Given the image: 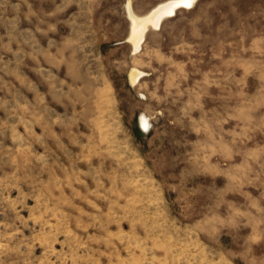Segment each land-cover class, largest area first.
I'll use <instances>...</instances> for the list:
<instances>
[{"label": "rangeland", "instance_id": "obj_1", "mask_svg": "<svg viewBox=\"0 0 264 264\" xmlns=\"http://www.w3.org/2000/svg\"><path fill=\"white\" fill-rule=\"evenodd\" d=\"M165 1L0 0V264H264V0Z\"/></svg>", "mask_w": 264, "mask_h": 264}, {"label": "bare ground", "instance_id": "obj_2", "mask_svg": "<svg viewBox=\"0 0 264 264\" xmlns=\"http://www.w3.org/2000/svg\"><path fill=\"white\" fill-rule=\"evenodd\" d=\"M195 1L196 0H192L191 7H185L184 0H167L163 3H160L159 5L158 4L155 5V7L151 9V11L148 14L146 13L147 15L144 14L145 16L143 15V17L142 16L137 17V15L135 16L134 15L135 13L133 12L134 13L133 14L131 12L132 8L130 9L129 6L127 5L126 7L128 8V15L131 19V26H130L131 35L129 37V40L134 45V51L140 47L144 36H146L145 33L148 31L149 26L155 30L160 29L165 19L171 18L175 14V12L180 9L191 10L193 8V5L195 4ZM142 124L144 127L147 126L145 120L142 121Z\"/></svg>", "mask_w": 264, "mask_h": 264}, {"label": "snow or ice", "instance_id": "obj_3", "mask_svg": "<svg viewBox=\"0 0 264 264\" xmlns=\"http://www.w3.org/2000/svg\"><path fill=\"white\" fill-rule=\"evenodd\" d=\"M184 6L185 7H191L192 6V0H184Z\"/></svg>", "mask_w": 264, "mask_h": 264}]
</instances>
